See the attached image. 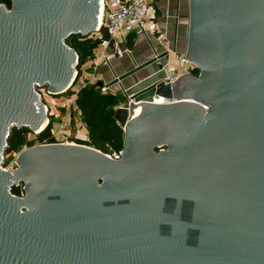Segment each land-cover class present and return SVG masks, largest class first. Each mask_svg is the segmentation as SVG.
<instances>
[{
    "label": "water",
    "instance_id": "95a60500",
    "mask_svg": "<svg viewBox=\"0 0 264 264\" xmlns=\"http://www.w3.org/2000/svg\"><path fill=\"white\" fill-rule=\"evenodd\" d=\"M188 5L185 54L199 74L150 83L115 110L119 159L40 143L19 150L10 170L11 129L48 123L37 88L70 84L78 55L67 39L97 29L100 3L0 2V264H264V46L259 54L254 38L264 0ZM200 11L215 31L204 50L194 35ZM154 96L172 102L147 101Z\"/></svg>",
    "mask_w": 264,
    "mask_h": 264
},
{
    "label": "built area",
    "instance_id": "2783aa9c",
    "mask_svg": "<svg viewBox=\"0 0 264 264\" xmlns=\"http://www.w3.org/2000/svg\"><path fill=\"white\" fill-rule=\"evenodd\" d=\"M99 3L100 23L97 29L89 35L98 40L92 54L81 63L77 60L73 79L64 89L50 92L46 86L37 88L40 99L48 109V123L45 127L50 125L49 138L53 140L52 143L86 145L85 142H89L88 131L81 119L77 99L84 88L102 80L99 69L102 66L111 68L110 57L121 59L125 55L131 56V48L128 45L130 38L132 40L144 36L153 52L152 57L166 52V55L161 58L164 61L158 60L156 63L158 69L163 71V76L151 83L162 80L173 84L182 75H194V70L197 68L185 53L177 52L167 46L168 38L157 24L156 0H99ZM159 65H161L160 68ZM112 78L115 80L117 74L113 73ZM101 89L103 92L110 91L111 94L116 95L109 87L103 86ZM122 90L127 100L119 102L114 107V111L119 107H128L133 101L127 90L124 88ZM158 98L164 101L161 104L172 102V100L156 96L147 101L156 103ZM41 131H30L31 137L28 136V140L32 141L31 145L48 143L46 140H38ZM121 152L122 149L113 150L106 155L112 159H119ZM15 156V153H11L8 165L2 168L10 170L13 169L12 167L15 168Z\"/></svg>",
    "mask_w": 264,
    "mask_h": 264
},
{
    "label": "trees",
    "instance_id": "16d2710c",
    "mask_svg": "<svg viewBox=\"0 0 264 264\" xmlns=\"http://www.w3.org/2000/svg\"><path fill=\"white\" fill-rule=\"evenodd\" d=\"M1 3L10 7L11 0H0ZM67 43L76 51L79 62L85 61L97 46L98 40L89 36L71 35ZM133 41L130 38L128 43L131 48ZM199 74L198 68L194 70V75ZM121 102L117 95L109 92H103L101 88L94 85L88 86L81 91L77 99V105L80 110L81 119L88 131V146L98 149L104 153L113 150H120L123 147L124 136L123 129L119 125L114 107ZM30 130L26 127H13L8 140L6 153H14L21 150L25 145H31L28 141ZM50 136V125L45 127L38 135V140H46L52 143ZM15 194L22 193V185L14 186Z\"/></svg>",
    "mask_w": 264,
    "mask_h": 264
},
{
    "label": "crops",
    "instance_id": "0c3cea01",
    "mask_svg": "<svg viewBox=\"0 0 264 264\" xmlns=\"http://www.w3.org/2000/svg\"><path fill=\"white\" fill-rule=\"evenodd\" d=\"M157 6L162 12L163 16L157 19V24L160 29L167 35L168 42L167 46L175 51L180 52L184 48L185 35H186V15L188 6H185V0H158ZM133 44L131 47L132 58L125 55L121 59L115 57H110L111 68L108 66H102L99 69V73H115L118 76L124 74L132 68L135 64H141L153 56L151 47L144 36L136 37L132 39ZM156 69V66H155ZM153 72V71H152ZM136 82H127L124 89L132 86ZM150 82L136 86L133 91H127L128 94H133L134 92L141 90L142 88L148 86Z\"/></svg>",
    "mask_w": 264,
    "mask_h": 264
},
{
    "label": "rangeland",
    "instance_id": "374dc122",
    "mask_svg": "<svg viewBox=\"0 0 264 264\" xmlns=\"http://www.w3.org/2000/svg\"><path fill=\"white\" fill-rule=\"evenodd\" d=\"M185 6H188V0H185ZM187 14H188V9H187ZM187 19V17H186ZM185 41H186V37H185ZM185 45V42H184ZM181 53H185V49L183 48ZM156 66V69H155ZM153 71V72H152ZM160 73H162L161 70L158 69L157 65L155 63L150 64L130 75H128L127 77H125L124 79H122L119 83H114L111 86H109L110 89H113L115 92V94L117 95L118 99L120 101H126V96L125 94H123V90L122 88L126 87V83L127 82H136L134 83L132 86L127 87V91H133L134 89H136V86H141L143 83L149 81V79H151L152 77L159 75ZM101 77H102V82L104 85L110 83L113 81V78L111 77V75L107 72L105 73H101ZM126 90V89H125ZM110 93V91H108ZM29 137H31V135H28ZM30 141V140H28ZM85 144L87 145L88 143L85 142ZM30 146L29 145H26ZM18 151H15L14 153L17 154ZM6 155H4L3 158V163L2 166H6L8 165L9 161H10V157H11V153H6ZM10 154V155H9ZM14 169V167H12Z\"/></svg>",
    "mask_w": 264,
    "mask_h": 264
},
{
    "label": "flooded vegetation",
    "instance_id": "af4514ba",
    "mask_svg": "<svg viewBox=\"0 0 264 264\" xmlns=\"http://www.w3.org/2000/svg\"><path fill=\"white\" fill-rule=\"evenodd\" d=\"M187 19H186V41H185V45H184V49L185 52H187L188 50V46H189V40H188V35H189V21H190V14H189V5H188V14L186 15ZM216 21H219L218 19H220V17H215ZM222 20V19H220ZM210 18L208 16V13L206 11H200L199 13V17L197 20V25H194V35L196 37L197 40L202 41V49H205V45L206 44H210L211 41L214 40L215 38V31L214 28L211 26V22H210ZM234 28L230 29L228 31L225 32L226 37L230 36V34H234L235 31ZM223 34V32H222ZM254 38L258 39V53H261V49L259 47L264 46V29H260L258 28V34H256V32L254 33ZM245 47L248 48V50L251 48V38L250 41L246 44H244ZM204 46V47H203Z\"/></svg>",
    "mask_w": 264,
    "mask_h": 264
},
{
    "label": "bare ground",
    "instance_id": "6f19581e",
    "mask_svg": "<svg viewBox=\"0 0 264 264\" xmlns=\"http://www.w3.org/2000/svg\"><path fill=\"white\" fill-rule=\"evenodd\" d=\"M99 13H100V10H99ZM101 15V14H100ZM100 15H99V22L98 23H100ZM167 36V35H166ZM131 58H132V54H131V56H130ZM164 60L163 59H161V61L160 62H163ZM163 76V71H162V73H160L159 75H156V76H154V77H152L151 79H149V81H147V82H145L144 84H146V83H148V82H153L154 80H156V79H158V78H160V77H162ZM143 85V84H142ZM156 103H159V104H161V103H164V101L161 99V98H158L157 99V101H156ZM136 108H141V106L140 105H136L135 107H134V110L136 109ZM134 110H133V113H134ZM134 115H137V114H134Z\"/></svg>",
    "mask_w": 264,
    "mask_h": 264
}]
</instances>
